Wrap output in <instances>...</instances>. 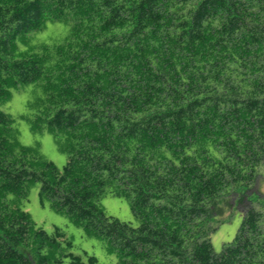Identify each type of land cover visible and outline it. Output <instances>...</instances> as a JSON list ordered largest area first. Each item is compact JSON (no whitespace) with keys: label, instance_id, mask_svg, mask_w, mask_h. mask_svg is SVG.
Here are the masks:
<instances>
[{"label":"trees","instance_id":"1","mask_svg":"<svg viewBox=\"0 0 264 264\" xmlns=\"http://www.w3.org/2000/svg\"><path fill=\"white\" fill-rule=\"evenodd\" d=\"M49 21L68 37L30 47ZM34 83L67 162L20 145L0 109V264H101L36 226L33 183L117 264H264V0H0V102ZM108 193L140 225L107 215Z\"/></svg>","mask_w":264,"mask_h":264},{"label":"rangeland","instance_id":"2","mask_svg":"<svg viewBox=\"0 0 264 264\" xmlns=\"http://www.w3.org/2000/svg\"><path fill=\"white\" fill-rule=\"evenodd\" d=\"M70 25L60 21H49L41 32L33 34L31 46L37 44H54L68 37ZM21 49H29L20 42ZM42 95L39 83L13 89L9 99L0 102V109L13 118L17 129V139L20 145L32 148L41 157L50 160L62 169L67 162V153L64 149V136L47 129L45 123H35L36 100ZM264 192V182L260 184ZM40 184L33 183L29 187L28 199L20 202L23 210L28 211L33 222L52 234L59 227L69 238L73 247L71 251L83 258L96 256L101 264H117V254L110 251L105 240L87 233L76 224L67 214L55 211L48 203L42 205L39 198ZM13 197V195H11ZM15 198V197H13ZM16 199V198H15ZM99 204L107 215L116 217L121 221L140 225V221L132 214L130 203L127 199L108 193L99 200ZM226 217H230L227 215ZM242 216L236 213L231 221L222 223L212 235V244L217 252L222 250L224 243L230 242L236 235L241 224Z\"/></svg>","mask_w":264,"mask_h":264}]
</instances>
